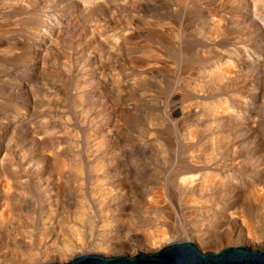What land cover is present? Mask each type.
<instances>
[{
    "label": "rangeland",
    "instance_id": "1",
    "mask_svg": "<svg viewBox=\"0 0 264 264\" xmlns=\"http://www.w3.org/2000/svg\"><path fill=\"white\" fill-rule=\"evenodd\" d=\"M82 3L90 6L87 13L80 10ZM261 12L242 6L236 9L234 0H222V3L217 0H0V187L5 186L3 180L7 176L43 179L78 173L84 178L94 176L95 160L89 149H93L89 146L92 144L89 134L94 132L103 152L101 176L105 172V176H118L116 163L123 162L130 170L125 176L152 177L154 190L163 187L161 191L165 192L162 184L178 168L180 156L185 153V143L177 136L183 124L180 111L184 105H205L241 97L243 102L231 109L230 128L239 127L243 118H254V99L261 98L257 105L264 110V15ZM214 18L220 19L222 26L230 27H225L228 32L216 29ZM76 19L80 22H75ZM157 19L167 23V33L162 31ZM235 20L251 31L243 36L230 35ZM251 32L260 38L253 46L249 42ZM99 56L102 69L96 68L95 62L87 64L89 57ZM107 56L110 68L105 63ZM220 66H228V78L215 80L214 70ZM109 70L115 83L113 77L110 80ZM59 112L62 114L58 115ZM262 112L258 115L261 124L264 123ZM55 126L67 130L57 150H53L67 164L58 173L50 156L51 141H55L50 133ZM250 126L251 123L247 128ZM147 127L151 132L146 131ZM169 138L171 141L174 138L171 147L165 145ZM254 139L240 140L233 150L242 152L234 164L248 167L243 176H254L260 168L264 169V164L255 166L259 162L252 159L257 145ZM85 153L90 156L86 157ZM218 173L232 176L229 169ZM54 184L55 188L57 182ZM17 187L19 192L14 195L0 193V211L5 209L4 202L9 198L15 209L13 219L0 222V244L25 248L37 231V224L30 220L34 228L24 216L25 212H31L33 204L27 203L25 211L22 186ZM28 189L33 191V185ZM58 190L60 185L55 188L56 194ZM34 196L30 193L31 200ZM176 203L174 207L180 205ZM70 205L63 204L56 220L62 219L61 212L72 210ZM159 207L165 210V203ZM89 220L90 227L83 233L92 227V219ZM26 231H30L29 237ZM243 233L242 230V237ZM43 235L46 237L47 232ZM234 241L221 238L197 249L205 253L245 247ZM247 246L261 250L264 243ZM135 248H124V255L133 257ZM114 250L107 248L96 254L109 257L123 251ZM15 253L5 264L25 263L22 251ZM68 256L61 252L53 262L66 263ZM35 261L32 260L34 264Z\"/></svg>",
    "mask_w": 264,
    "mask_h": 264
},
{
    "label": "bare ground",
    "instance_id": "2",
    "mask_svg": "<svg viewBox=\"0 0 264 264\" xmlns=\"http://www.w3.org/2000/svg\"><path fill=\"white\" fill-rule=\"evenodd\" d=\"M140 1L144 2L145 0ZM217 1L222 3V0ZM7 3L4 2V4ZM234 3L236 9H239L240 6L250 7L254 12L263 11L261 13L264 15V0H234ZM79 6L83 9H80L81 11H86L85 13H87V7H90L86 3ZM25 7L27 8L26 5ZM214 19L216 29L228 32L230 27L228 28L226 25L225 27L228 28L226 29L221 25L220 19ZM78 21L75 22L79 23L80 21ZM157 24L163 28V32L167 33L165 26L167 23L162 19H157ZM232 27L233 31L230 32V35L243 36L251 31L245 29L239 20H235ZM235 29L236 31H234ZM250 34L252 38L249 42L253 46L260 38L254 32ZM214 52L217 54L218 49H215ZM79 53L81 52L79 51ZM67 59H69V54ZM88 61L87 64L95 62L98 65L96 68L102 69L100 56L98 58L89 57ZM105 63L110 68L109 56L106 57ZM227 68L228 66L216 68L214 79L228 78ZM109 71L110 80L113 77L112 81L115 83L114 74L111 70ZM258 99L261 100V98ZM258 99H254L253 102L255 105L254 118L252 120H249V117L243 118L237 128H230L232 118L229 115L232 108L238 107L239 103L243 102L241 97L234 96L233 100L224 99L222 102L205 105L202 103L200 105H184L180 111L183 124L179 127L177 136L181 142L185 143V153L180 156L178 168H175L171 176H167L162 184L165 192L161 191L163 187L154 190V186L151 184L152 177L125 176L126 171L130 172V170L125 167L123 162L116 163L118 176H105L106 172L104 176H101V155L103 152L98 146L99 140L94 132L89 134V142L92 143L89 146H93V149H89L92 150L90 152H92L96 168L94 176L84 178L85 176L79 173L77 176H46L45 179L41 176H7L3 180L5 186L0 187V193L14 195L19 192L17 186H22L23 207H28L27 203L33 204L32 207L30 206L31 212H25L24 216L37 224V231L35 229L36 232L33 233L32 239L28 240L25 248L16 245L10 248L9 245L0 244V264H5L10 255L14 256L15 252L21 251L24 257L22 258L25 259L24 264H34L32 262L34 259L36 264H46L54 263V257L61 252L68 254V258L71 260L80 255L96 254L100 250L103 253V250L107 248H110L112 252L116 248L123 250L114 254L125 256L124 248L136 247L133 251L134 255L150 254L178 242H191L201 248L219 242L221 238L228 241L234 239L235 244H243L245 247L260 242L264 243V169L261 166L264 164L262 161L264 158V123L261 124L258 119V115L262 114L264 110L258 108ZM60 114L62 113L59 112L58 115ZM250 123L251 126L247 128ZM64 131L67 130L55 126L50 133L53 138L55 137L53 139L55 141H51L50 137L48 140L51 141L50 156L53 158L52 162L56 173L67 167L63 156L56 155L53 151L61 144L62 136L65 135ZM146 131L151 132V128L147 127ZM216 131H219V134ZM234 134L235 136H233ZM249 137L257 140L254 139L257 145L253 151L252 159L254 157V160L259 162L255 166L262 168L256 172L257 174L252 172L255 174L254 176L250 174L243 176L241 174L244 173V170L246 173L248 167L234 164L237 159L242 157V152L238 150L236 153L233 150L238 147L240 140L249 139ZM173 140L174 138L172 141L169 138L165 145L173 146ZM78 141L77 139V143L80 145L81 143ZM108 148L106 147L107 150H109ZM42 151L44 152V150ZM122 154L124 152H121ZM85 156L90 155L85 153ZM261 162L262 164H260ZM0 168L2 169V167ZM227 169L230 170L232 176H219L221 174L218 173L219 170L221 172V170ZM238 174L241 176H237ZM53 182L55 184L57 182L56 185L54 184L56 187L60 185V190H58L60 192L57 194L56 187L54 188L52 185ZM31 185L34 189L33 191L30 189V192L28 187ZM30 193L35 195L32 200ZM83 196L86 199L82 198ZM11 201L9 198L4 202L5 209L0 211V222H9L14 218L15 209ZM69 202L72 210L61 212L62 219L56 220L55 216L60 213L61 208L63 209V204H70ZM176 202L180 205L174 207L177 205ZM161 203H165V210L160 209ZM165 215L166 217H164ZM89 218L92 219V227L83 233L86 228L90 227L88 225ZM59 222H61L60 225ZM33 224L31 225L33 226ZM242 230L244 237L241 235ZM26 232L29 233V237L30 231ZM43 232H47L46 237ZM232 233L235 235H231ZM43 246L45 248H42ZM47 258L48 260H46Z\"/></svg>",
    "mask_w": 264,
    "mask_h": 264
},
{
    "label": "water",
    "instance_id": "3",
    "mask_svg": "<svg viewBox=\"0 0 264 264\" xmlns=\"http://www.w3.org/2000/svg\"><path fill=\"white\" fill-rule=\"evenodd\" d=\"M61 264H264V247L252 250L237 246L202 253L191 242H178L151 254L140 253L133 257L85 254Z\"/></svg>",
    "mask_w": 264,
    "mask_h": 264
}]
</instances>
